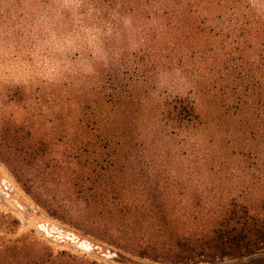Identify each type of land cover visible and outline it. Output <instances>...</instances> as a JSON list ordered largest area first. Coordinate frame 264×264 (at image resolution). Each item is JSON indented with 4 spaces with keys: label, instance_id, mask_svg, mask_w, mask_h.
Returning <instances> with one entry per match:
<instances>
[{
    "label": "trees",
    "instance_id": "1",
    "mask_svg": "<svg viewBox=\"0 0 264 264\" xmlns=\"http://www.w3.org/2000/svg\"><path fill=\"white\" fill-rule=\"evenodd\" d=\"M115 4L151 26L150 55L109 98L83 88L53 95L54 106L74 129L72 160L79 167L68 184L77 191L75 199L100 204L97 215L107 221L110 244L140 258L209 264L263 253L264 0H112L108 10ZM172 70L189 86L190 96L152 104V81ZM192 96L234 114L248 113L249 121L235 133L242 135L233 141L239 149L231 148L234 160L227 157L228 164L218 166L189 160L181 178L165 179L162 169L152 177L147 172V180L132 178L137 160L149 164L157 158L162 164L169 158L161 146L176 140L178 131L211 125L196 114ZM0 157L16 165L9 154L0 151ZM119 165L126 174L121 179L114 176ZM35 264L98 263L48 256Z\"/></svg>",
    "mask_w": 264,
    "mask_h": 264
},
{
    "label": "rangeland",
    "instance_id": "2",
    "mask_svg": "<svg viewBox=\"0 0 264 264\" xmlns=\"http://www.w3.org/2000/svg\"><path fill=\"white\" fill-rule=\"evenodd\" d=\"M109 1L0 0V151L16 161L10 165L0 157V264H35L48 256L98 264H166L112 246L107 221L97 215L102 206L75 199L77 191L68 184L79 167L72 160L74 129L67 114L54 106L53 95L83 88L109 98L150 55L151 26L121 11L119 4L108 10ZM151 85L152 104L191 92L175 70L156 76ZM192 97L200 120L211 125L178 131L176 140L161 146L169 158L162 164L157 158L149 164L137 160L132 178L147 180L161 169L165 179L181 178L189 160L203 164L206 159L215 166L234 160L233 141L242 135L235 133L249 121L248 113L234 114ZM245 136L251 137L250 129ZM118 167L114 176L121 179L126 174ZM209 264H264V252Z\"/></svg>",
    "mask_w": 264,
    "mask_h": 264
}]
</instances>
